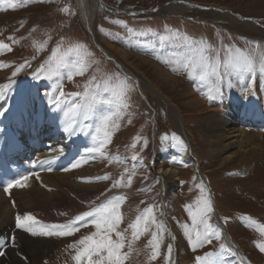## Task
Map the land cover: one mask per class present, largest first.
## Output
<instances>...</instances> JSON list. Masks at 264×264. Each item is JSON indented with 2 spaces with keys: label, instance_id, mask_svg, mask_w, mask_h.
<instances>
[{
  "label": "rangeland",
  "instance_id": "obj_1",
  "mask_svg": "<svg viewBox=\"0 0 264 264\" xmlns=\"http://www.w3.org/2000/svg\"><path fill=\"white\" fill-rule=\"evenodd\" d=\"M102 1L119 13L106 12L99 4L91 33L78 18L74 0H0V42L11 48V51L0 49V87L7 85L4 93L10 90V102L16 99L23 104L24 96L32 88L44 85L43 92L49 104L56 103L61 90L67 94H80L61 97L71 105L80 104L85 92L89 97L95 95L97 101L91 116V134L98 143L104 140L103 133L96 132L101 117H111L108 122L109 142L101 150L103 154L96 152L92 158L90 177L84 183L86 188L79 199L31 214L41 224H62L107 197H123L119 230L125 234L127 245L133 232L129 225L149 206L152 215L161 222L159 216L165 201L166 216L174 225L178 242L179 264H195V256L217 251L220 243L230 246L236 255L224 253L222 259H217V264H241L240 257H245L250 264H264V252L257 247V242L264 243V234L257 227L264 225V149L260 155L244 156L233 163L220 165L214 162L210 156V143L203 134L206 115L186 103V87L190 86L211 108L219 109L224 101L244 102L248 95L251 99L255 93H259L264 105V73L257 71L250 75L231 70L225 73L223 67L229 53L236 55L237 50L250 55L257 65L264 57V0ZM178 1L191 3V9L180 14L169 11L168 6ZM12 4L16 7H10ZM127 11L139 12L126 14ZM185 36L203 42L208 46L207 54L219 60L223 79L220 81L221 94L215 100L209 101L206 93L216 86L217 78L209 76L207 82L201 81V68L192 70L190 75L183 67V62L196 47L187 45L183 40ZM110 53L115 61L107 58ZM61 56L64 62L57 69V75L47 78V69ZM25 63L27 66L21 69ZM115 63L124 65L121 69L126 68L145 86L142 95L147 96L155 110L157 122L154 151L152 110L124 70ZM122 82L129 85L124 97L127 107L117 99ZM151 86L157 88L169 103L151 92ZM250 88L252 92H249ZM5 110V103L0 99V115H4ZM259 136L258 140L264 145V131ZM187 149L192 150L193 163L198 165L207 187L192 171V163L178 164L176 152ZM153 153H158L160 159L156 161L154 155L152 160ZM133 155L136 160L132 159ZM168 166L178 170L177 188L163 192L162 176L160 178L155 172L158 167ZM104 176L107 179H97ZM117 180L122 186L113 187ZM200 185L203 186V195L211 199L210 223L220 228L221 240L213 239L211 244L193 251L182 226L193 227L185 205L191 206L195 213L202 195ZM7 196L12 199L10 194ZM14 204L12 202L10 207L16 210L12 219L15 224L19 210ZM77 227L78 231L71 236L50 237L11 229L2 234L3 242L6 245L10 234H15L16 240L0 256L2 263L75 264L72 257L76 248L69 245L96 231L87 218L84 226L77 224ZM156 230L152 225L133 241L132 251L124 264H168L165 259L167 245L174 246L175 236L172 241L164 226L160 254L151 260V248L146 245ZM112 238L116 239L115 234ZM32 243L44 246L43 255H40L42 251L30 250L29 244ZM123 251L128 252L127 246Z\"/></svg>",
  "mask_w": 264,
  "mask_h": 264
},
{
  "label": "bare ground",
  "instance_id": "obj_2",
  "mask_svg": "<svg viewBox=\"0 0 264 264\" xmlns=\"http://www.w3.org/2000/svg\"><path fill=\"white\" fill-rule=\"evenodd\" d=\"M74 2L78 9V18L83 27L91 31L98 3L100 4L102 1L74 0ZM191 6V3L178 1L172 2L168 9L172 13L180 14L190 10ZM104 9L107 10L106 12L119 13V10H113L105 4ZM93 39L95 38L93 37ZM109 55L113 59V55L111 53ZM118 65L120 69L124 66ZM123 70L136 82L135 86L139 90L138 92L143 99L147 100L146 104L152 110L147 96L142 95L145 86L126 68L123 67ZM37 87L32 88L24 96L23 104H19L16 99L10 102L9 89L5 91L3 98L6 110L4 115H0V157L7 153H12L15 156L23 153L27 157L31 156V159L26 163H22V165L27 166L25 172L14 171L13 179L5 180L4 186L0 188L1 235L16 228V224L12 220L14 219V211H16H13L10 207L12 202L16 204L14 206L19 210L16 215H23L24 213L43 212L55 207L57 204H68L79 199L80 194L85 191L84 183L90 177L91 160L96 153H89L86 150L97 148L100 145L96 142V137L91 134L92 113L90 118L85 120L83 110L71 112V104L65 100H62L63 102L59 107L56 106V103L49 104L48 97L45 98L43 92L46 85L38 87L40 90H37ZM151 90L156 96L169 103L168 99L157 88L151 86ZM249 92H252L251 88ZM186 93L187 105L196 106L199 109L198 113H205L206 115L203 120V134L207 142L210 143V156L214 162L223 165L233 163L244 156L260 155L262 153L264 145L258 138L261 132L264 131V105L259 95H255L251 99L248 95L244 102L230 103L224 101L218 109V107L211 108L207 106L205 101L190 86L186 87ZM154 117L152 120V135L155 138L157 122ZM85 124L89 127L84 128L83 125ZM66 128L69 130L66 131ZM50 140L58 141L50 143ZM52 144L54 146L53 150L51 148ZM58 144L60 145L57 146ZM37 147L40 150L42 149V153L34 152L33 154L34 148ZM176 153L178 164L192 163V168L200 173L196 163H193L194 158H190L187 150L177 151ZM154 155L156 161L158 158L160 159L158 153H154ZM40 161H47V163L41 164ZM74 164L78 166L73 167ZM31 166L32 170H30ZM30 173L31 175L25 182V187L13 186L5 192V186L11 181ZM157 173L161 174L163 179V192L176 190L178 170L175 167H158ZM6 194H10L12 199ZM174 242L177 245L176 236ZM29 247L30 250L38 252L44 249L43 245L35 243L29 244ZM42 253L44 252L42 251L40 255H43ZM240 259L241 264H250L245 257H240ZM2 260L0 258V264H3Z\"/></svg>",
  "mask_w": 264,
  "mask_h": 264
},
{
  "label": "snow or ice",
  "instance_id": "obj_3",
  "mask_svg": "<svg viewBox=\"0 0 264 264\" xmlns=\"http://www.w3.org/2000/svg\"><path fill=\"white\" fill-rule=\"evenodd\" d=\"M10 7H16V5L12 4ZM64 10L67 11V9ZM165 38L166 37H162V39ZM177 38H179L178 35ZM183 40L189 46L196 45V47L193 48V54L188 56L183 62V67L189 70L190 75L192 74V70L198 67L201 68L202 71L199 75V79L201 81L207 82L209 76H215L217 78L216 86L211 87L206 93L209 101L215 100L217 96L221 94L220 81L223 79L221 73L219 72L220 63L218 58L213 59L207 54L208 46L204 45L203 42L190 40L187 36L183 37ZM5 48L11 51L9 45L0 42V49ZM63 62L64 57H57L52 65L47 69V78L56 76L57 69ZM26 66L27 63L21 65V69ZM223 67L225 73L229 70L250 75H254L257 71L264 73V57L260 59V62L257 65L256 61L250 55L245 54L241 50H237L236 55H231V53H229V58L224 61ZM15 74L16 73L14 72L13 75ZM6 87L7 85L0 87V99L4 98V89ZM128 88L129 85L126 82H122L120 91L117 95V99L124 107H127V104H124V97L127 94ZM105 91H108V89L105 88ZM66 95L79 96L80 94H67L61 90L59 97L56 98L57 107H59L63 102L61 97ZM96 101L97 97L95 95L89 97L88 93L85 92L82 102L80 104L73 103L70 111L76 112L77 110L82 109L84 112V119L87 120L90 118ZM110 119V116L101 117V122L96 128V132H102L104 140L100 143L99 147L89 148L86 150L87 152H100L103 154L101 150L104 149L105 144L109 142L108 137L110 126L108 122ZM83 127L87 128L89 125L85 124ZM65 130L68 131L69 129L66 128ZM132 159L136 160L137 157L133 155ZM39 163L46 164L47 161H40ZM76 166L78 165H73V167ZM30 175L31 173L11 181L5 186V192L13 186L25 187V182L28 180ZM97 179H107V176L97 177ZM128 181L129 183L131 182V176H129ZM120 186L122 185L119 180L113 184V187ZM200 188L202 195L198 199V206L195 209V213L193 212L191 206L185 205V209L188 210L189 216L192 218L193 227L189 228L187 225L182 226L184 228V236L187 239L188 246L193 251L206 244H211L213 239L217 241L221 240L220 228L210 223V213L213 211L211 199L210 197L203 195L204 190L202 185H200ZM123 199V197H107L100 204L93 206L90 210L84 211L62 224L45 225L41 224V222H39L31 213H24L23 215L17 214L15 217L16 228L23 229L33 236H71L74 232L78 231L77 224L81 227L84 226V222L87 218V220L95 226L96 231L90 235L81 237L80 240L69 245L71 248H76V253L72 257L75 264H124V261L128 258L132 251L133 241L139 239V236L142 233L147 232L150 226L155 225L157 230L151 233V239L146 245V247L151 248L149 258L151 260H155L160 254V246L163 243V223L156 220V217L152 215V208L149 206L144 210V213L141 214V216L136 218V221L133 224L129 225V227L133 229L132 239L128 240L126 245L125 234L119 230V225L122 221V214L119 209ZM245 219L249 221L251 220L250 217H246ZM252 223L254 224L255 222L252 221ZM257 227L258 230L264 234V225H259ZM112 234H115L116 239L112 238ZM11 239L14 243L15 236L13 235ZM126 246L128 248V252L123 251ZM257 247L261 252H264V243L257 242ZM172 248V244L169 243L167 245V254L165 256V259L169 262V264L171 262ZM224 253L236 255L230 246H227L225 243H220L217 251H209L205 252L203 255H197L194 257V262L195 264H217V259H222ZM3 254V252H0V255Z\"/></svg>",
  "mask_w": 264,
  "mask_h": 264
},
{
  "label": "water",
  "instance_id": "obj_4",
  "mask_svg": "<svg viewBox=\"0 0 264 264\" xmlns=\"http://www.w3.org/2000/svg\"><path fill=\"white\" fill-rule=\"evenodd\" d=\"M131 14H134V13H131Z\"/></svg>",
  "mask_w": 264,
  "mask_h": 264
}]
</instances>
